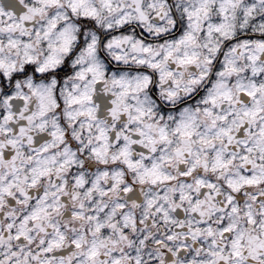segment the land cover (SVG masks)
Listing matches in <instances>:
<instances>
[{
    "label": "snow or ice",
    "instance_id": "obj_1",
    "mask_svg": "<svg viewBox=\"0 0 264 264\" xmlns=\"http://www.w3.org/2000/svg\"><path fill=\"white\" fill-rule=\"evenodd\" d=\"M0 264H264V0H0Z\"/></svg>",
    "mask_w": 264,
    "mask_h": 264
}]
</instances>
